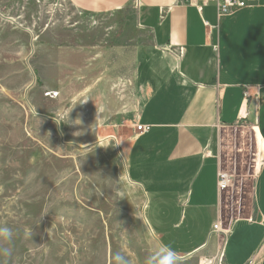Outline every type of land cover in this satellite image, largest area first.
Wrapping results in <instances>:
<instances>
[{"label":"rangeland","instance_id":"374dc122","mask_svg":"<svg viewBox=\"0 0 264 264\" xmlns=\"http://www.w3.org/2000/svg\"><path fill=\"white\" fill-rule=\"evenodd\" d=\"M95 23L65 0H0V227L13 232L10 242L0 240L12 250L0 264H122L117 254L126 264H227L226 235L237 218L253 213V184L264 162L252 126L220 138V168L233 177L222 193L226 232L191 256L167 254L147 224L154 203L145 208L116 143L135 130L119 120L113 97L129 85L107 88V69L94 83L81 82L90 60L81 47L90 31L83 30ZM108 53L104 59L112 58ZM103 87L110 96L91 98ZM263 251L264 245L248 264Z\"/></svg>","mask_w":264,"mask_h":264},{"label":"crops","instance_id":"0c3cea01","mask_svg":"<svg viewBox=\"0 0 264 264\" xmlns=\"http://www.w3.org/2000/svg\"><path fill=\"white\" fill-rule=\"evenodd\" d=\"M65 1L97 20L83 30L90 31L81 46L90 60L81 82L94 83L107 69V88L129 85L123 97L113 95L119 120L150 126L116 143L145 208L154 203L152 225L144 218L161 249L185 258L212 248L222 132L249 124L264 151V0L221 18L213 6L198 11L179 0ZM107 88H94L91 98L104 100ZM252 198L253 213L226 235L227 264H248L264 245V162ZM185 241L191 246L181 250ZM256 264H264V251Z\"/></svg>","mask_w":264,"mask_h":264},{"label":"built area","instance_id":"2783aa9c","mask_svg":"<svg viewBox=\"0 0 264 264\" xmlns=\"http://www.w3.org/2000/svg\"><path fill=\"white\" fill-rule=\"evenodd\" d=\"M257 0H179V3L184 6H190L196 8L198 11H201L202 8L207 6H213L216 12L217 18L226 17L231 15L234 11L244 9L255 4ZM205 25L208 26L207 23ZM135 131L137 133H148L150 131V126L146 125H136ZM233 182L232 175L223 171L220 167L217 172V192L220 195L227 191ZM213 233L222 234L226 232L222 231L221 219L218 216L217 221L213 225Z\"/></svg>","mask_w":264,"mask_h":264},{"label":"clouds","instance_id":"9594fccd","mask_svg":"<svg viewBox=\"0 0 264 264\" xmlns=\"http://www.w3.org/2000/svg\"><path fill=\"white\" fill-rule=\"evenodd\" d=\"M117 194L121 197V199L124 198L123 192L121 190L115 191L114 195ZM12 238H13V232L11 229L7 227H0V240L10 242ZM11 255H12V250L10 248L0 246V256L10 257ZM117 259L120 260L122 264H126V262L123 261V257H121L119 254H117Z\"/></svg>","mask_w":264,"mask_h":264},{"label":"bare ground","instance_id":"6f19581e","mask_svg":"<svg viewBox=\"0 0 264 264\" xmlns=\"http://www.w3.org/2000/svg\"><path fill=\"white\" fill-rule=\"evenodd\" d=\"M73 88H75V87H73ZM98 120L100 121L101 119H100V118H98Z\"/></svg>","mask_w":264,"mask_h":264}]
</instances>
